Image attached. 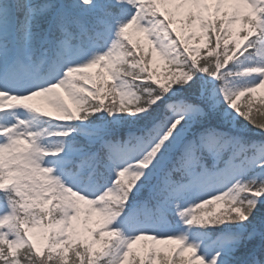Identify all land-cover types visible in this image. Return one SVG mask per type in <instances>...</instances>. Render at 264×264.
<instances>
[{"label":"snow or ice","instance_id":"obj_1","mask_svg":"<svg viewBox=\"0 0 264 264\" xmlns=\"http://www.w3.org/2000/svg\"><path fill=\"white\" fill-rule=\"evenodd\" d=\"M262 91L264 0H0V264H264Z\"/></svg>","mask_w":264,"mask_h":264},{"label":"rangeland","instance_id":"obj_2","mask_svg":"<svg viewBox=\"0 0 264 264\" xmlns=\"http://www.w3.org/2000/svg\"><path fill=\"white\" fill-rule=\"evenodd\" d=\"M192 46H193V47H197L198 45L194 42ZM155 67H156V69H157L158 74H159L161 77H163V75L165 74V71H166V67H167V66H166V65L160 60L159 57H157ZM262 96H264V91H262V92H260V93H257V94H256V97H255V102L258 103V102H259V99H260ZM244 99H245V98H242V99H241V102H240L241 104L244 103ZM220 210H222V209H220ZM81 227H83V224H81ZM144 243H145V242H141V245H138L137 247L140 248V249L142 250V248H143V244H144ZM147 243L150 244L151 242H147Z\"/></svg>","mask_w":264,"mask_h":264},{"label":"trees","instance_id":"obj_3","mask_svg":"<svg viewBox=\"0 0 264 264\" xmlns=\"http://www.w3.org/2000/svg\"><path fill=\"white\" fill-rule=\"evenodd\" d=\"M161 247H163V246H161Z\"/></svg>","mask_w":264,"mask_h":264}]
</instances>
